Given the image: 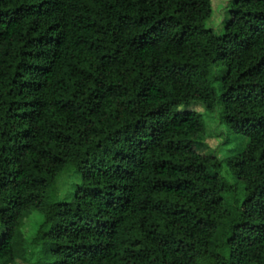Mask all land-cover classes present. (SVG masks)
Segmentation results:
<instances>
[{"label":"trees","instance_id":"trees-1","mask_svg":"<svg viewBox=\"0 0 264 264\" xmlns=\"http://www.w3.org/2000/svg\"><path fill=\"white\" fill-rule=\"evenodd\" d=\"M0 224V264H264V0H0Z\"/></svg>","mask_w":264,"mask_h":264},{"label":"rangeland","instance_id":"rangeland-1","mask_svg":"<svg viewBox=\"0 0 264 264\" xmlns=\"http://www.w3.org/2000/svg\"><path fill=\"white\" fill-rule=\"evenodd\" d=\"M219 16L220 18L218 19L219 21L218 27L221 28L222 24L225 23L228 17V13L222 11L220 12ZM220 32L221 30L219 31V33ZM216 88H217V95L219 97L220 96L219 84H216ZM217 110L221 112V105H218ZM219 112L214 114H206L205 123L207 126V131L210 135L222 134L229 139L228 144L222 147L220 145L222 142H220L218 146L217 142L212 141L213 143L211 142V145L212 148H215L214 151L216 153L217 159L221 163V167L218 169L219 175L226 182H228L230 185H232L235 188L238 201H241L243 200L245 194L243 191L244 186L237 181L232 170L227 166V161L233 156V154L236 151L245 147L247 145L248 140L245 137L235 136L231 134L229 129L223 122L222 116ZM80 182H81V178L80 175L77 173V170L73 167L67 168L60 175L57 181L56 192L54 193V195L52 192L51 199H53L54 201L69 200L71 198V194L72 195L74 194L75 188L77 185L80 184ZM32 220H33L32 217H28L24 222L25 224L22 232L27 236H29L30 232H32V222H33ZM3 233L4 230L0 224V241L2 239ZM14 264H28V263H26L23 260L22 256L16 254V260Z\"/></svg>","mask_w":264,"mask_h":264}]
</instances>
